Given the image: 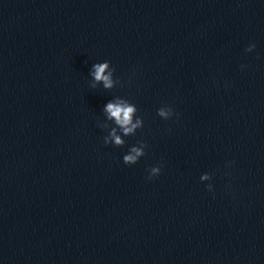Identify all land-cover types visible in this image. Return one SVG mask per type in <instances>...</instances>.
<instances>
[{
    "label": "water",
    "instance_id": "water-1",
    "mask_svg": "<svg viewBox=\"0 0 264 264\" xmlns=\"http://www.w3.org/2000/svg\"><path fill=\"white\" fill-rule=\"evenodd\" d=\"M0 264H264V0H0Z\"/></svg>",
    "mask_w": 264,
    "mask_h": 264
},
{
    "label": "clouds",
    "instance_id": "clouds-1",
    "mask_svg": "<svg viewBox=\"0 0 264 264\" xmlns=\"http://www.w3.org/2000/svg\"><path fill=\"white\" fill-rule=\"evenodd\" d=\"M255 44H251L245 49L246 52L253 51ZM244 67L243 65L241 66ZM115 69L110 67L108 61L95 63L92 65L89 72L91 79V87L96 88L98 84H102L105 90H111L116 85L120 84L119 79H113ZM103 114L105 116V123L100 125L104 129H109L108 135L103 137L105 145L111 143L115 147H122L125 144V140L122 136L135 135L136 130L143 126L142 119L137 116L136 106L126 99L121 97H115L110 100L103 108ZM157 115L163 119H168L173 115V109L171 107L163 106L157 109ZM108 121L112 122L114 126L109 128ZM119 132V134H118ZM139 146L130 147L127 154L123 156V163L126 165H133L138 162L139 158L145 155L144 149L147 145L139 141ZM231 163V162H230ZM162 166V165H161ZM161 166H154L149 170V176L147 179H152L160 174ZM201 181H208L211 179L210 175L205 173L200 177ZM209 191L212 190L211 184L207 185Z\"/></svg>",
    "mask_w": 264,
    "mask_h": 264
}]
</instances>
